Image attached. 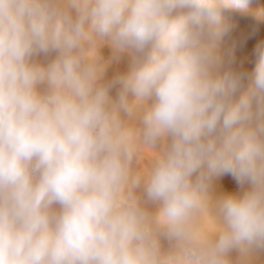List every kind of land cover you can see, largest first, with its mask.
Instances as JSON below:
<instances>
[{"label": "clouds", "instance_id": "1", "mask_svg": "<svg viewBox=\"0 0 264 264\" xmlns=\"http://www.w3.org/2000/svg\"><path fill=\"white\" fill-rule=\"evenodd\" d=\"M250 2L0 0V264H253L264 252V40L247 90L221 51ZM104 44L129 58L111 82ZM137 115L146 171L131 166L125 117ZM225 174L244 190L214 200ZM209 207L216 227L204 233L194 224Z\"/></svg>", "mask_w": 264, "mask_h": 264}, {"label": "rangeland", "instance_id": "2", "mask_svg": "<svg viewBox=\"0 0 264 264\" xmlns=\"http://www.w3.org/2000/svg\"><path fill=\"white\" fill-rule=\"evenodd\" d=\"M231 22L233 24L232 31L221 42V51L225 56V66H227V60L231 57V66L237 70H244L247 73L243 88V90H247V88L252 86L255 78L254 48L259 41L264 40V0H251L247 8L233 15ZM54 55L55 53H51L48 56L40 54L34 57V60L38 63L46 64L54 58ZM99 55L101 62L105 65L102 77L103 82H111L128 70L129 58L126 53L117 54L110 45L104 44L99 50ZM252 71L253 76L250 77V72ZM117 91L118 88L113 87L110 90V95L115 97ZM125 119L127 120L128 127L133 132L135 146V153L131 165L132 169L134 171H146L150 167L153 151L144 145L142 141L140 134L142 125L139 115L130 119L125 117ZM160 147L163 148V145H160ZM244 187L246 188L247 186ZM243 190L244 188L238 185L230 174L214 177L210 185V194L214 200L229 194H240ZM134 194L143 199V186L141 185L134 189ZM145 207L151 211L157 205L148 202L145 204ZM194 227L197 230L201 229V232L204 233L214 231L216 224L213 220V210L211 207L196 220ZM160 244L161 251L164 253L171 251L173 248V242H170L164 237H161ZM253 264H264L263 252L253 257Z\"/></svg>", "mask_w": 264, "mask_h": 264}, {"label": "bare ground", "instance_id": "3", "mask_svg": "<svg viewBox=\"0 0 264 264\" xmlns=\"http://www.w3.org/2000/svg\"><path fill=\"white\" fill-rule=\"evenodd\" d=\"M251 76H253V71L252 72H250V77ZM200 231H201V229H199ZM205 231V230H204ZM213 232V231H212ZM206 233V232H205ZM210 233V232H209ZM233 255V259H235L236 258V255L237 254H232ZM261 256H262V254H261ZM263 258H264V252H263Z\"/></svg>", "mask_w": 264, "mask_h": 264}]
</instances>
